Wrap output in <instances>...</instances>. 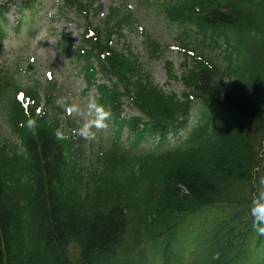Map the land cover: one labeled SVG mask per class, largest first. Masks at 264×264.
<instances>
[{"label":"trees","instance_id":"16d2710c","mask_svg":"<svg viewBox=\"0 0 264 264\" xmlns=\"http://www.w3.org/2000/svg\"><path fill=\"white\" fill-rule=\"evenodd\" d=\"M93 4L63 0L60 9L86 16ZM115 14L76 52L89 86L96 72L112 79L106 105L120 86L141 114L125 122L131 146L119 137L109 145L103 172L83 174L56 134L57 119L46 110L35 116L37 90L25 91L26 114L12 75L0 73L4 116L24 149L0 148V264H144L138 251L147 239L157 244L156 263L264 264V236L250 213L264 190V0L169 1L162 14L201 36L180 41L197 50L191 67L183 64L180 95L108 48L107 36L120 28L109 27ZM185 241L195 245L191 253L171 256Z\"/></svg>","mask_w":264,"mask_h":264},{"label":"rangeland","instance_id":"374dc122","mask_svg":"<svg viewBox=\"0 0 264 264\" xmlns=\"http://www.w3.org/2000/svg\"><path fill=\"white\" fill-rule=\"evenodd\" d=\"M0 0V4H8L9 12L5 16L6 35L0 44V71H16L15 82L25 89L29 85L38 83L40 87V97L45 100V88L49 82L55 83V98L66 96L69 104L83 106L87 102V97L94 96L96 91L86 90L84 78L79 71L75 61V55L71 51L67 55L60 53V45L64 35H68L76 45L82 34L81 27L77 24L74 14H70L66 20L60 19L57 14V0H36L34 9L26 10V17L29 25H25L18 32L16 21L18 19L19 7L17 3L20 0ZM101 5V16H105L109 8L117 5H124L134 13V25L124 31L125 43L135 55L136 60L143 67L144 72L161 89L168 92L180 93L182 91L180 83L175 76H179L183 67L185 51L180 47L177 41L179 33L183 28L176 24L168 25L162 19L155 15L149 5H154L160 0H94ZM36 14H33V13ZM145 34L148 38L158 44L160 51L158 56H151L148 53L145 43ZM114 44H119L120 40H114ZM172 66L171 79L167 76L165 62ZM26 71L23 75L16 68ZM62 108V107H61ZM64 110V109H63ZM125 115L133 117L138 115L135 108L128 107ZM78 119L75 114L69 116L63 112L60 116L64 137L78 141L79 136L72 132L76 127L70 126V123ZM194 120L191 119V122ZM97 130V136L94 141H85L81 138L82 148L86 151L82 163L89 164L92 154L98 147H104L111 136V129ZM0 135L2 138H9L18 146V141L9 135L5 123L0 121ZM124 138L126 135L123 133ZM79 142V141H78ZM79 143V144H80Z\"/></svg>","mask_w":264,"mask_h":264},{"label":"clouds","instance_id":"9594fccd","mask_svg":"<svg viewBox=\"0 0 264 264\" xmlns=\"http://www.w3.org/2000/svg\"><path fill=\"white\" fill-rule=\"evenodd\" d=\"M23 95L22 93L20 94ZM66 96H59L55 99V104L62 107L66 114L71 116L75 114L78 118L74 122L76 127L72 132L83 138L85 141H94L97 136V130L108 127L107 121L111 116V111L106 110L105 107L98 103L97 97H87V102L83 106L77 104H69ZM27 114V108L25 107ZM36 120L29 118L26 121V126L29 129L36 127ZM57 136L62 137L63 132L57 130ZM264 184V180L261 181ZM251 216L253 217L252 227L257 234L264 236V190L258 192L257 196L252 201L250 208Z\"/></svg>","mask_w":264,"mask_h":264}]
</instances>
